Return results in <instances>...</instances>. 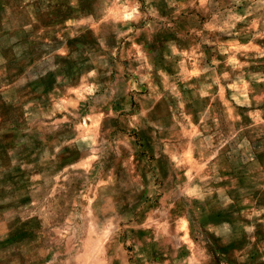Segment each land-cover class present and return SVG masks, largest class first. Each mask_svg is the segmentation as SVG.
<instances>
[{"label": "rangeland", "instance_id": "rangeland-1", "mask_svg": "<svg viewBox=\"0 0 264 264\" xmlns=\"http://www.w3.org/2000/svg\"><path fill=\"white\" fill-rule=\"evenodd\" d=\"M0 264H264V0H0Z\"/></svg>", "mask_w": 264, "mask_h": 264}]
</instances>
